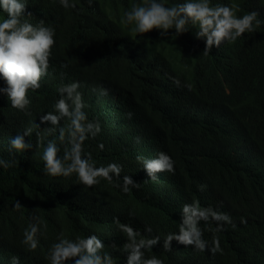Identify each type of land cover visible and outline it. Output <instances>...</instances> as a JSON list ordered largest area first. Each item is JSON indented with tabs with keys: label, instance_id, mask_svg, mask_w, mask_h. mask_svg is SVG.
Segmentation results:
<instances>
[{
	"label": "trees",
	"instance_id": "trees-1",
	"mask_svg": "<svg viewBox=\"0 0 264 264\" xmlns=\"http://www.w3.org/2000/svg\"><path fill=\"white\" fill-rule=\"evenodd\" d=\"M224 2L235 3L238 14L256 10L261 23L204 56L194 29L175 39L159 37L156 29L131 32L121 17L133 0H93L91 6L75 0V9L57 0H28V19L51 24L55 43L49 73L29 93L27 113L0 95V157L14 161L0 169V264H10L13 255L20 264H47V247L61 231L95 232L116 264H123L119 247L125 237L114 218L142 234L150 225L151 234L162 237L177 230L180 206L192 201L231 217L235 226L221 232L202 225L204 237L217 236L222 251H194L173 240L170 251L161 241L146 255L164 264H264V0ZM73 80L89 118L101 123L100 134L86 141L87 150L97 165L120 163L121 175H130L138 188L124 193L103 179L85 187L74 175H46L34 134L32 149H10L11 135L34 120L40 123L38 115L51 110L57 87ZM159 150L172 157L174 171L150 180L136 156ZM16 201L19 209L13 208ZM32 217L44 227L40 245L30 251L21 239Z\"/></svg>",
	"mask_w": 264,
	"mask_h": 264
},
{
	"label": "clouds",
	"instance_id": "clouds-1",
	"mask_svg": "<svg viewBox=\"0 0 264 264\" xmlns=\"http://www.w3.org/2000/svg\"><path fill=\"white\" fill-rule=\"evenodd\" d=\"M57 2L64 9L76 8L75 0ZM85 2L89 6L93 4V0ZM27 5L28 0H0V80L4 82L0 86V95L6 97L12 108L25 113L31 104L29 93L40 89L42 78L49 73V58L55 43V28L43 19L32 23L28 17L33 15ZM258 15L256 10L238 14V6L224 0H133L130 8L123 12L121 23L136 34L156 29L159 37L168 39L194 29V37L203 40L201 54L207 56L214 47L232 44L242 34L252 32L261 23ZM172 79L179 85L176 78ZM79 87L75 80L61 83L51 110L38 115L40 123L34 120L11 135L10 149L16 154L32 149L34 143L29 137L34 134L35 147L40 148L42 171L46 175L65 178L74 175L85 187L97 185L103 179L124 193L138 188L139 183L130 175H121L120 163L110 161L97 165L87 150L86 141L95 139L102 129L100 121L90 119L85 111L87 105ZM100 94L106 95L107 90H101ZM126 115L131 118L132 112ZM41 124L45 127L41 128ZM97 148L102 150L103 143L98 142ZM136 160L150 180L158 179L159 172L174 171V160L163 150L152 157L137 155ZM12 163L14 161L0 157V169H7ZM21 206L19 201L13 204L15 209ZM179 213L177 230L166 232L162 237L151 234L150 225L143 226L142 234L141 228L114 218L125 237L119 247L123 264H164L157 255H146L161 241L165 251L171 250L170 242L175 240L185 247L191 246L194 251L220 252L219 238L213 235L206 239L202 225L212 232H221L227 225L235 226L228 213L212 206H201L198 201L182 204ZM43 227L36 217H32L23 230L21 244L30 251L36 250ZM111 247L116 248L115 245ZM45 259L47 264H116L113 253L95 232L73 236L58 232L47 247ZM10 264H20L19 257L11 256Z\"/></svg>",
	"mask_w": 264,
	"mask_h": 264
}]
</instances>
